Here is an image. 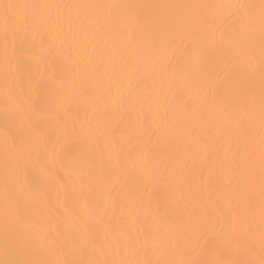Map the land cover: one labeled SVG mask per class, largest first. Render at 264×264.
I'll list each match as a JSON object with an SVG mask.
<instances>
[{"label": "bare ground", "instance_id": "obj_1", "mask_svg": "<svg viewBox=\"0 0 264 264\" xmlns=\"http://www.w3.org/2000/svg\"><path fill=\"white\" fill-rule=\"evenodd\" d=\"M8 3L0 264H264V0Z\"/></svg>", "mask_w": 264, "mask_h": 264}, {"label": "snow or ice", "instance_id": "obj_2", "mask_svg": "<svg viewBox=\"0 0 264 264\" xmlns=\"http://www.w3.org/2000/svg\"><path fill=\"white\" fill-rule=\"evenodd\" d=\"M49 6L47 5H37V4H12V3H8V4H3L0 5V8L3 9V18L5 23L7 24L9 22V20H14V19H18L20 17H26L29 19H33L36 21H40V16L37 13V10L40 8H47ZM83 7H88L91 9H95V10H100V11H108L109 15L112 14L113 11L120 9V8H128V7H132V6H128V5H107V4H95V5H85ZM261 72L262 74H264V64L261 65ZM33 112L36 113L37 115H39L40 113V109L37 106H33ZM35 128H38L39 125L36 124L34 125ZM241 164L243 163V161L240 162ZM239 166V165H238ZM251 177L248 178L247 182H251ZM241 183H245L246 181L244 179H241L240 181ZM261 183L262 186H264V156H262V172H261ZM262 198H264V191H262ZM264 207V206H262ZM65 264H83V262H77V261H65ZM104 264H117L116 261L113 260H105ZM120 264H129L128 261L126 260H122L120 261ZM146 264H151V262H146ZM157 264H159V262H157Z\"/></svg>", "mask_w": 264, "mask_h": 264}]
</instances>
